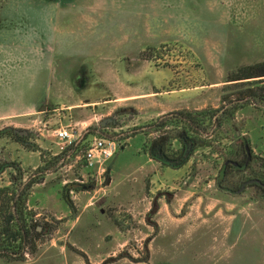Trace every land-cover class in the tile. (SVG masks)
<instances>
[{
  "label": "rangeland",
  "instance_id": "1",
  "mask_svg": "<svg viewBox=\"0 0 264 264\" xmlns=\"http://www.w3.org/2000/svg\"><path fill=\"white\" fill-rule=\"evenodd\" d=\"M262 62L264 0H0V185L15 166L35 180L27 208L46 229L0 264H264V187L249 183L264 184V102L251 98L264 76L231 80ZM177 111L214 123L174 168L152 142L187 128L155 125ZM59 127L82 137L66 159ZM99 138L114 153L89 168L77 156Z\"/></svg>",
  "mask_w": 264,
  "mask_h": 264
},
{
  "label": "trees",
  "instance_id": "2",
  "mask_svg": "<svg viewBox=\"0 0 264 264\" xmlns=\"http://www.w3.org/2000/svg\"><path fill=\"white\" fill-rule=\"evenodd\" d=\"M264 76V62L256 63L252 65H246L240 67L239 70L232 75L231 80L250 79ZM251 95V93H250ZM257 97L264 102V94L252 93L251 98ZM244 97L235 98L231 100V106L225 107V116L234 113V110L244 106ZM245 101H247L245 99ZM213 112L210 114L204 111L200 112H188L177 111L171 112L163 116L155 125L162 127L165 125L166 118L174 119L177 122H182L188 129L191 130L188 133L187 128L182 131H177L174 135L168 132L160 140L155 139L152 145L157 149V152L153 154V157L162 161L164 164L178 168L183 166L195 151L200 136L206 132L210 135L209 122L213 121ZM3 132H6L5 130ZM10 133V132H8ZM194 133V134H192ZM27 134L15 135V140L28 146ZM177 139L180 143V148L177 151L170 150L168 143L172 142V139ZM193 141V144L190 142ZM192 145V148L190 147ZM152 147V146H151ZM18 172V176H11L10 184L0 185V256L7 257L14 260H25V256L28 253L29 247L33 240L39 238L42 231H45V226L31 220V213L27 208L28 195L30 189L33 187L35 180L24 181L23 172L19 166L14 168ZM77 189H84L90 187L88 184H78ZM70 185L65 186L64 198L71 205L72 201L69 196ZM41 227L42 231L39 230Z\"/></svg>",
  "mask_w": 264,
  "mask_h": 264
},
{
  "label": "built area",
  "instance_id": "3",
  "mask_svg": "<svg viewBox=\"0 0 264 264\" xmlns=\"http://www.w3.org/2000/svg\"><path fill=\"white\" fill-rule=\"evenodd\" d=\"M53 136L57 139L58 156L69 158L80 147L82 137L79 136L77 130L71 127H59L54 130ZM115 142L104 138L95 139L91 146L86 148L77 157L84 160L89 168L95 167L97 164L105 162L111 158L114 153Z\"/></svg>",
  "mask_w": 264,
  "mask_h": 264
},
{
  "label": "water",
  "instance_id": "4",
  "mask_svg": "<svg viewBox=\"0 0 264 264\" xmlns=\"http://www.w3.org/2000/svg\"><path fill=\"white\" fill-rule=\"evenodd\" d=\"M12 128L11 127H9V128H7L6 130H11ZM15 131H16V133H18V134H27L28 133V130H18V129H15ZM247 151L249 152V154H250V149H249V147L247 146ZM249 183L250 184H252V183H257V184H260L262 187H264V184H263V182L262 181H260V180H251V181H249ZM70 187V186H69Z\"/></svg>",
  "mask_w": 264,
  "mask_h": 264
},
{
  "label": "flooded vegetation",
  "instance_id": "5",
  "mask_svg": "<svg viewBox=\"0 0 264 264\" xmlns=\"http://www.w3.org/2000/svg\"><path fill=\"white\" fill-rule=\"evenodd\" d=\"M82 73H84V72H83V69H82ZM190 143L193 144V141H191ZM179 144H180V143H179ZM180 146H181V145H180ZM247 146H248V144H246V154H247V157H246V158H250L251 155H250L249 152L247 151ZM190 147L192 148V145H190ZM240 163H241V162H240ZM230 166L233 167V165H229V166H227V170H228V168H229ZM224 168H225V166H224ZM236 168H237V167H236Z\"/></svg>",
  "mask_w": 264,
  "mask_h": 264
},
{
  "label": "crops",
  "instance_id": "6",
  "mask_svg": "<svg viewBox=\"0 0 264 264\" xmlns=\"http://www.w3.org/2000/svg\"><path fill=\"white\" fill-rule=\"evenodd\" d=\"M70 5V4H69ZM68 7V6H67ZM159 37V36H158ZM149 38V37H148ZM152 39H154L155 40V38L153 37Z\"/></svg>",
  "mask_w": 264,
  "mask_h": 264
}]
</instances>
